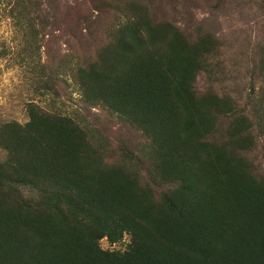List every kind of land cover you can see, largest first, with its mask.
Returning <instances> with one entry per match:
<instances>
[{
	"label": "trees",
	"instance_id": "1",
	"mask_svg": "<svg viewBox=\"0 0 264 264\" xmlns=\"http://www.w3.org/2000/svg\"><path fill=\"white\" fill-rule=\"evenodd\" d=\"M126 8L76 82L84 101L148 137L151 175L172 188L154 198L91 133L28 103L25 123L0 125V264H264V175L254 179L245 157L249 121L234 117L225 141H209L233 104L192 88L221 51L218 33L201 21L185 33L143 0ZM123 235L122 253L97 246Z\"/></svg>",
	"mask_w": 264,
	"mask_h": 264
},
{
	"label": "rangeland",
	"instance_id": "2",
	"mask_svg": "<svg viewBox=\"0 0 264 264\" xmlns=\"http://www.w3.org/2000/svg\"><path fill=\"white\" fill-rule=\"evenodd\" d=\"M157 19L185 33L198 21L212 27L222 43L193 81L197 94L228 98L234 113L218 118L209 141L222 143L232 118L250 124L245 153L254 179L264 175V0H143ZM128 0H0V125L27 121L26 104L70 119L94 139L104 159L123 160L154 198L172 185L151 175L148 137L100 103L83 100L76 75L94 63L127 15ZM21 16V19H20ZM24 17V20H23ZM44 22L45 28L39 26ZM30 24V26H29ZM229 101V102H230ZM5 152L0 150V163ZM130 242L97 240L104 252L122 253Z\"/></svg>",
	"mask_w": 264,
	"mask_h": 264
}]
</instances>
